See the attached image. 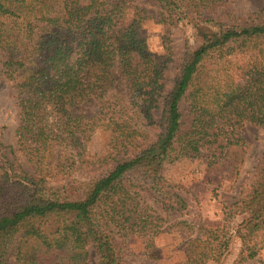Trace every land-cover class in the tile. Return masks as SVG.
I'll list each match as a JSON object with an SVG mask.
<instances>
[{
    "label": "trees",
    "instance_id": "trees-1",
    "mask_svg": "<svg viewBox=\"0 0 264 264\" xmlns=\"http://www.w3.org/2000/svg\"><path fill=\"white\" fill-rule=\"evenodd\" d=\"M220 1L155 0L159 21L188 19L198 41L163 94L164 61L142 34L148 15L127 18L131 0H0V72L16 88V149L32 166L28 173L12 145L0 142V264H92L93 256V264H126L127 237L151 240L161 231L163 218L140 194L168 209L184 206L164 179L165 163L228 160L237 172L238 129L264 127V56L244 83L232 79L227 57L264 45V8L244 17L202 14ZM96 129L110 132L100 157L87 151ZM97 163V173L73 179L74 170ZM229 211L243 215L232 263L243 264L256 255L249 240L264 229V148ZM204 232L187 240V264H220L227 254L223 228Z\"/></svg>",
    "mask_w": 264,
    "mask_h": 264
},
{
    "label": "rangeland",
    "instance_id": "rangeland-1",
    "mask_svg": "<svg viewBox=\"0 0 264 264\" xmlns=\"http://www.w3.org/2000/svg\"><path fill=\"white\" fill-rule=\"evenodd\" d=\"M131 5L127 10V18L137 17L141 12L148 15L141 24V30L149 50L160 61H164L162 93L165 94L172 87V78L181 57L187 49L198 44L193 23L188 19H181L176 23L159 21L160 7L155 0H131ZM261 8H264V0H221L211 8L203 10L202 14L217 15L228 11L235 17H244ZM164 41L171 47L169 58L164 50ZM263 56L264 45L259 49L229 55L227 59L232 79L238 83L246 82L256 60ZM159 113L160 107L152 110L153 120H157ZM18 122L16 88L0 72V142L12 145L22 168L32 173L31 164L21 151L16 149L15 131ZM238 132L243 137L244 146L237 172L230 170L228 160L209 167L204 157L180 159L163 165L164 179L172 186V191L179 195L184 206L168 209L158 198L147 192L141 193V204L147 205L163 218L160 222L161 231L151 240L139 234L127 237L122 242L126 264H187V240L196 236L204 238V228H223L230 237L229 250L220 259V264H232L238 258L242 247L238 229L243 215L228 214L229 206L236 202L240 193L249 186L255 169L260 164L264 148V127L244 122ZM109 140L110 132L96 129L87 142V151L91 156H104L110 150ZM100 168L98 163L77 168L73 172V179L85 180ZM170 199L177 200L173 195ZM249 246L254 248L256 255L244 260L243 264H264V229L249 240ZM95 261L96 256H93L92 264Z\"/></svg>",
    "mask_w": 264,
    "mask_h": 264
}]
</instances>
